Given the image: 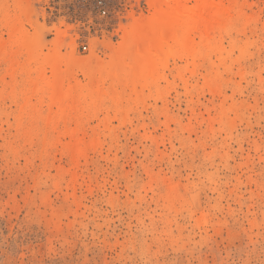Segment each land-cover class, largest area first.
I'll return each mask as SVG.
<instances>
[{"label":"rangeland","instance_id":"1","mask_svg":"<svg viewBox=\"0 0 264 264\" xmlns=\"http://www.w3.org/2000/svg\"><path fill=\"white\" fill-rule=\"evenodd\" d=\"M216 2L132 77L147 0H0V264H264V0Z\"/></svg>","mask_w":264,"mask_h":264},{"label":"bare ground","instance_id":"2","mask_svg":"<svg viewBox=\"0 0 264 264\" xmlns=\"http://www.w3.org/2000/svg\"><path fill=\"white\" fill-rule=\"evenodd\" d=\"M26 7L29 0H19ZM193 5L189 6V2ZM150 13L138 17L131 16L128 24L120 27V49L123 44L130 43L131 51L138 57V66L131 71V76L152 75L160 64L159 58L171 43L193 44L191 34L196 30L204 33L217 21V16L221 12L219 3L216 0H147ZM188 40V41H187ZM117 48V47H116ZM118 52V59L126 63L125 53ZM34 57L37 64L41 60ZM137 57L134 58V60ZM110 59L116 60L115 56ZM50 63L51 79L48 84L52 89L51 100L53 103L60 102L64 98L84 100L89 95L96 94V88H81L75 93L70 86V70L76 63L81 66L90 61V56L68 58L61 54L59 49L53 58H44ZM53 60H56L55 62ZM76 62V63H75ZM68 81V82H67ZM97 87V86H94ZM77 98V99H76ZM61 111H65L62 108Z\"/></svg>","mask_w":264,"mask_h":264},{"label":"built area","instance_id":"3","mask_svg":"<svg viewBox=\"0 0 264 264\" xmlns=\"http://www.w3.org/2000/svg\"><path fill=\"white\" fill-rule=\"evenodd\" d=\"M96 12L98 16L104 17L107 15V5L105 4V0H96ZM82 49H86V45H82Z\"/></svg>","mask_w":264,"mask_h":264}]
</instances>
